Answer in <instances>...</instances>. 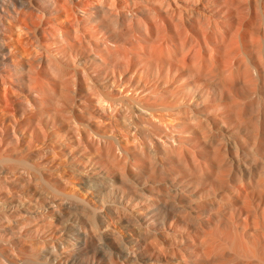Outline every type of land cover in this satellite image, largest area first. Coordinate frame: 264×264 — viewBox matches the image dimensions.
I'll list each match as a JSON object with an SVG mask.
<instances>
[{"label": "bare ground", "instance_id": "obj_1", "mask_svg": "<svg viewBox=\"0 0 264 264\" xmlns=\"http://www.w3.org/2000/svg\"><path fill=\"white\" fill-rule=\"evenodd\" d=\"M23 56L29 57L28 63ZM42 74L49 75L52 86L41 83ZM16 81L24 87L23 119L15 117L19 106L13 97L18 93ZM88 93L102 111L121 110L124 130L148 138V148L139 147L137 153L150 157L149 170L158 166L156 157L166 152L164 141L159 140L161 133L154 128L158 116H163L158 114L160 109L176 115L174 125L182 129L184 138L208 140L213 161L207 168L197 166L182 176L181 184L172 189L178 202L198 211H213V219L207 221L196 215L203 224L200 262L264 264V0H0V264H52V259L53 264H130L128 259L116 260L119 250L128 249L124 238L115 229L110 234L103 232L102 223L113 215L123 216L124 224L141 225L135 213H127L121 200L112 203L118 200L113 198L111 209H105L102 200L100 216L96 215L92 202L75 191L65 193L52 186L23 155L28 150L34 157L26 142L33 138L45 144L48 138L66 137V119L51 105L64 101L72 106ZM7 114L6 120L3 115ZM72 129L76 143L86 138L92 149L102 150L96 165L103 164L108 174L117 171L125 182L121 185L111 176H95L94 170L82 165L70 175L88 192L129 195L135 190L133 179L150 178L149 170L134 164L131 160L136 155H130L115 136L93 126ZM46 148L55 153L54 145ZM169 148L175 153L179 149ZM176 154L183 156L180 150ZM31 171L51 192L34 194L27 181ZM167 176L155 178L166 180ZM182 183L198 192H185ZM164 185L167 188L162 190L168 192L171 185ZM225 190L235 202H230L223 221L220 207L206 201ZM71 201L85 208L72 207ZM146 204L142 205L144 222L152 218L163 225L175 215L191 213L183 206L175 214L166 212L168 207L160 208L157 201L151 208ZM19 212L29 218L37 212L42 218L28 227L13 226L20 225L15 219ZM75 216L88 229L59 247L76 248L83 258L57 260L62 250L52 242L64 237L61 221L51 224L46 219ZM251 218L256 221L254 227ZM22 232L47 233L37 238L42 243L48 239L52 248H43L38 251L41 256L32 257L15 242L4 246L6 235L15 237ZM133 234L128 239L145 247L144 239ZM88 237L102 238L111 251L89 253Z\"/></svg>", "mask_w": 264, "mask_h": 264}, {"label": "rangeland", "instance_id": "obj_2", "mask_svg": "<svg viewBox=\"0 0 264 264\" xmlns=\"http://www.w3.org/2000/svg\"><path fill=\"white\" fill-rule=\"evenodd\" d=\"M30 49L31 48H29V50ZM33 49L34 51H36L37 47L36 49L35 47ZM38 50L39 51L36 52L40 53V48H38ZM22 59L24 62H29V57L26 58L23 56ZM43 78L45 79L46 83ZM40 81L41 83L44 82L43 84L46 88L48 87L47 84H49V86H52L48 74H42L40 76ZM15 85V92L18 93H14V95L17 94V96L13 97L16 101L19 102V106H17L18 108L16 109L15 117L23 119L25 117V113L21 112L24 110V108L26 109V106L22 104V93L24 92V87L18 81L15 82ZM89 95V93L85 95V97L81 99L82 102L76 103L79 104V106H77L76 104H73L71 106V104H68L64 101H61L58 105H51V108H56L60 112H62L64 118L66 119V123L64 125V134L66 135V137L64 139L48 138V140L45 142V144H47L48 146L54 145L56 147V150H53L55 153H53L50 149H45L47 145H45L43 142H39L42 141L41 138L39 140H37V138H33L31 143L28 141L26 142L27 145L30 146V150L34 152V157L28 155V150L24 151L23 155L29 158V161H31L34 165L38 166V169L43 172V175L49 180L52 186H56V188L62 190L65 193L75 191L79 195L85 197L88 201L92 202V204L97 207L96 215L100 216V205L102 200L105 202V209L107 210L111 209L112 203L118 204L121 200L122 203L129 210L127 211V213L130 212V210L135 213L133 217L139 219L141 225H138L135 222H133L131 226L130 224H124V222L122 221L123 216L115 217L113 215L111 218L105 220L106 223H102L103 232L110 234V232L115 229L117 233L121 234V236L124 238V242L127 244L126 248L128 249H125V251L128 252L119 250L117 258L116 256H114V259L116 258V260L118 261L120 259V262L123 259H128L130 264H202V262H200L202 261L200 260L202 259V256H200V252H202L201 229L203 227V224L200 219L196 218V215H200L201 219L207 221L208 219H213V211L210 212L208 210H199V212L198 209H196L193 205L178 202V198L177 196H174L173 190L175 186L181 184L180 178L182 176H186L191 172H194L197 166L207 168L209 166V163L213 161V152L211 149V145H209L208 143V140H206L205 138H184L185 134L180 131L181 128L174 125V123L178 121L175 119L176 115L172 114L171 112H168L167 110L166 111L168 113H166L165 110L160 109L158 114L161 113L163 114V116H158L156 110L155 114L159 118H162L159 119L157 117L158 119H156L155 123V125L157 126H154V128L158 133H161L162 138H160L159 140H162V142L164 141L163 143H165L166 152L165 154L161 153L158 158L156 157L158 166H155L153 170H149L148 161L150 157L144 153H137L140 152V148H148V138H146L142 133L138 132L135 136V134L133 133L134 130H132V132H128V130L126 129L124 130V127L119 118L121 110L119 112L115 110L102 111L101 104L97 103L95 97ZM176 103L179 104V102ZM162 111L164 112L162 113ZM170 113L171 115H168ZM94 115L101 117L103 119V122L100 123L97 119L96 121H94ZM8 117L9 114L3 115V118H5L6 120L8 119ZM93 122H97V124L94 126ZM186 125L190 126L194 124L186 123ZM88 126L98 127L100 131H102V133L106 134L107 136H115L117 139H119L118 142L123 145L127 149V151H129L130 155H136V157L131 161L137 166L149 170L151 174L150 178L143 181H138L139 179H133L135 181L134 184H136L135 190H133L132 193H130L129 195L123 193L119 194L117 197H107L105 195H102L105 196V198L100 196L97 190H94V193L88 192L87 187L84 188L80 182L77 183L75 179H72L70 175L72 171L76 170L77 168L82 169V165H85L86 167H90L89 170H94L93 174L95 176L101 177L108 175L115 180V183H119L121 185L125 184L124 181H121L118 178L117 171H115L113 174H108L103 164L96 165L94 161L102 157V150L92 149V146L89 145L88 140H86V138H82L83 140H81L79 143H76V140L72 135V128L83 130ZM69 142L72 144L68 145ZM84 143L86 144V146H83ZM171 146L179 148L178 151L180 150L183 153V156H178L180 155L176 154L178 151L176 153L173 151L170 152L169 150H173V148H169ZM38 151H40V155ZM33 173L34 175H37L35 174V172L31 171V176ZM74 173L76 175V172ZM34 175L32 177L29 176L30 179L27 180L29 181L31 187L34 188V194H39L42 191L51 192L50 188L44 185L40 180L36 179L37 176ZM159 175L165 177L168 175L167 177L170 178L166 180H159L157 179L159 178ZM165 182L167 185H171L169 186L168 192L162 190V188H167L164 185ZM182 184L186 186H183L185 187V192L191 195H194L198 192L196 191L197 188L190 186L188 187L185 183ZM113 198H117L118 200H112ZM156 201L158 202L159 207L161 206L160 208L166 210L168 207L166 212L169 211L171 213L174 212L176 214V212H178L177 210L183 209V206L184 208H187L188 211H190L191 213L189 216L186 217H178L175 215L172 222L166 220L163 225L161 222L156 221L157 219L152 218H150L147 222H144L143 216L141 215L145 213V209L142 207L143 203H147V206L145 207L151 208L156 205ZM209 201H211V204H216L220 207V220L222 219L223 221H226L227 214L231 207L230 202L231 205H233L235 199L229 197V194L225 190L222 192H217V196L215 198L207 199L206 202ZM82 204L83 203L77 201H71L70 205L72 207H76L77 209H84L85 205L82 206ZM164 206H166V208ZM85 211L88 212V209H86ZM19 213L20 214H18L15 219H18L20 225L14 224L13 226L22 227L24 225L25 227H28L29 225L33 224L34 221H37L38 218L39 220L42 218L37 212L33 213L35 215L33 216L34 218H29L27 215L23 214L24 212ZM76 217L77 216H75V218L71 217L64 218L61 220L55 218V220L53 218L50 220L46 219V222L51 224L61 221L59 222L60 231L64 237L61 240L54 239L52 242L53 245L57 246L58 251L62 250V254L57 257V260L59 259V257H62V259L69 261H72L73 259L82 260L83 258L82 254L78 253L76 248H72L68 245H65L62 249L59 247L61 242L67 244L66 241H68L70 238L75 237V239H78V237L76 238L75 235L79 236V232L88 229L87 223L84 220ZM255 223L256 221L251 218L250 224L252 227L255 226ZM26 233L22 232L21 235L16 234V238L10 234L6 235L4 237L3 242L7 245L4 246L8 247V242H15L18 246L23 249V252H25L27 256L32 257L41 256L38 251L42 250L43 248L47 250L52 248V243L48 242V239L45 240V243L44 241L42 243V240L37 238V235L39 237L45 234L47 235V233L42 234L41 232L37 235H34L32 233ZM130 233H134L133 236L135 238L139 239L140 237L141 240L143 238L145 241V247L135 244L132 239H128ZM12 237H14V239ZM82 241L83 240H81V242ZM91 242L92 245H90ZM85 244L86 249L89 253L96 252L97 254H106L107 250H110L102 238L97 239V237H88V239H86ZM66 252L68 253L66 254ZM104 261H106V259H104ZM50 263H54L53 259L50 261Z\"/></svg>", "mask_w": 264, "mask_h": 264}]
</instances>
